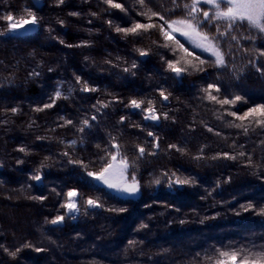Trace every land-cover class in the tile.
I'll return each mask as SVG.
<instances>
[{
    "label": "trees",
    "instance_id": "obj_1",
    "mask_svg": "<svg viewBox=\"0 0 264 264\" xmlns=\"http://www.w3.org/2000/svg\"><path fill=\"white\" fill-rule=\"evenodd\" d=\"M116 2L126 11L103 0L59 6L56 0H0V264H212L208 258L218 251L264 250V215L258 214L264 208V127L252 123L245 133L229 115L264 104V36L246 39L256 32L244 22L221 38L227 67L206 64L204 71L177 76L167 62L183 66L192 58L166 42L159 27L139 35L117 32L149 21L137 14L144 9L136 0ZM149 7L170 20L184 15L182 8L167 11L171 0H151ZM28 11L39 23L27 32H8L4 17L25 19ZM151 22L163 23L158 17ZM205 30L216 32L215 26ZM177 38L194 55L213 59ZM77 76L97 91H81ZM210 83L220 89L212 93L219 100L242 99L234 105L210 101L203 91ZM58 87L63 95L54 106L34 111L51 103ZM131 99L143 100V108L153 101L157 114L168 118L144 120L141 110L128 106ZM98 101L109 106L97 111ZM86 118L91 127L80 132ZM65 120L73 123L65 126ZM112 142L135 162L129 175L140 185L136 197L119 196L87 176L102 166L105 150L114 151ZM137 145L145 148L143 157ZM37 170L41 181L30 179ZM176 177L194 183L169 187ZM72 189L80 193L75 216L62 207ZM88 198H99L103 207L87 208ZM249 203L255 210L243 211ZM120 208L126 211L110 210ZM58 215L63 222L51 224Z\"/></svg>",
    "mask_w": 264,
    "mask_h": 264
},
{
    "label": "snow or ice",
    "instance_id": "obj_2",
    "mask_svg": "<svg viewBox=\"0 0 264 264\" xmlns=\"http://www.w3.org/2000/svg\"><path fill=\"white\" fill-rule=\"evenodd\" d=\"M64 0H56L57 6L62 4ZM105 4H107L111 8H117L121 11H126L124 6L121 3H117L116 0H103ZM136 2L140 5L144 11L138 12V15L144 16L149 23H139L136 22L132 27L121 28L116 27V31L119 33H123L125 36L127 35H139L141 31L147 32L149 29L159 27L160 33L163 36L166 42L175 43L179 50L185 53L187 57H191V60H185L183 66H178L181 62L177 61H168L167 66L168 69L174 72L177 76H180L181 73L188 72L189 70L196 71H204L206 64H211L216 68H225L227 67L226 56L228 55L226 52L222 50L221 47V38L228 36L235 28L238 26H242L244 22L247 23L248 27L255 30L256 35L245 37L246 39L255 41L257 38L264 36V0H190V2H186V0H171L172 8L168 9V12H174L177 9H183L184 15L177 19H167L164 15H161L160 12L154 11L152 7H149L151 0H136ZM201 5L209 6L207 9L201 7ZM161 7H163L161 5ZM69 15L78 16L80 15L77 12H72ZM91 15L95 16L96 13H91ZM153 17H158L160 21H163L162 24L157 25L152 23ZM4 19L8 22V31L15 32L21 28L26 26L37 25L39 21L37 17L31 12H27V19L21 18L18 21L14 20V17L9 14L4 17ZM59 23L63 24V21H59ZM111 26V21H108ZM166 26V27H165ZM209 29L212 26H215L216 32L214 34H210L208 30H205V27ZM223 28V30H221ZM179 34V36L183 37L188 45L193 50H199L201 53H207L208 56L212 57V60L202 59L200 55H194V51H189V48L185 47L184 44L180 43L178 39H176L175 34ZM3 33H0L2 35ZM233 41L237 40L236 36H231ZM61 43H64L61 41ZM71 47V45H69ZM80 46V45H77ZM164 46H168L166 43ZM141 56L147 55V53L143 49H137ZM176 50L173 49V53L175 54ZM260 56H264V51L259 53ZM195 61V63L193 62ZM135 63H133L132 67H135ZM260 68H257V71H260ZM51 71V69H50ZM124 71H129L128 68H125ZM38 75V74H37ZM76 82L81 84V91L88 92L97 91L96 88H90L87 81H81L79 76L76 77ZM206 93V99L210 101H214L216 103H220L221 105H234L237 101L242 99L241 96L237 95L232 99H224L219 100L216 95H213V91L219 92L220 89L215 86L214 83L208 84V87L203 90ZM62 92L58 87L54 93V96L51 98V103L44 104L43 107H37L34 111L40 112L44 109L51 108L54 106L57 99L62 97ZM160 96L163 99L167 100L168 96L165 95L164 91L160 92ZM67 98V97H64ZM99 107L94 105V108H97V111L100 108H107L109 105L107 103L98 101ZM145 102L143 100L131 99L129 101V107L133 109L141 110L144 120H150L156 122L160 119L161 115L164 119H167L166 113L157 114V111L154 107L153 101H147V107L143 108L142 105ZM13 113L17 111L16 108L11 109ZM229 115L236 117V119L241 121V124L232 125L237 128H243L245 133L248 132V125L255 123L258 126L264 127V104L256 105L255 107L249 108L242 116H237L235 112H230ZM61 119H64L61 117ZM92 120H95L96 117L92 116ZM125 120V117H121V122ZM248 121V124L244 122ZM73 122L71 120H65L64 125H71ZM83 127L79 128L80 132H84L86 128H90L89 120L86 118L82 122ZM139 127V125H136ZM211 131V129H209ZM149 136H153L152 132H148ZM39 139V137H38ZM112 141H115L116 138H111ZM76 142L72 141L69 147L73 146ZM99 147V145H97ZM153 147H159L158 144H153ZM170 148H175V145H169ZM111 150H105V156L100 157V161L102 162V166L95 171H87V176L91 177L93 180L99 182L101 185L106 186L108 189L113 190L116 193H123L127 196H136L140 190L139 182L135 174L129 175V169L134 167V161H130L128 156L124 154L121 150V146L118 143H111ZM137 150L139 153V157H143L145 154V148L137 145ZM182 151V149H177ZM20 152H26L24 148L19 149ZM152 154V153H150ZM63 155L68 156L69 153L65 152ZM225 158L235 159L236 157L229 156L227 153L223 154ZM239 155L243 156L244 153L241 152ZM199 159L200 157H196ZM216 157H213L215 159ZM17 163H22V161H17ZM69 163L79 164L81 167L87 169V165L83 163L81 160H73L69 158ZM43 166V165H42ZM175 176V173L172 174ZM30 179L35 181H41L42 176L39 170L30 177ZM154 183L159 184L160 180L156 179ZM194 183V180L191 178H180L176 177L175 180H169V187L172 184L178 185H187ZM80 193L76 190H69L66 193V202L62 205L66 209L68 214L78 213L80 208L78 207V197ZM32 199L42 200L44 197H32ZM87 208H100L103 207V204L99 200V198H88L85 201ZM241 209L243 211L255 210V206L251 203L248 205H242ZM111 211L116 212H124L126 209H110ZM240 213L237 212V215ZM260 215H264V208L259 209ZM64 216L58 215L51 221V224H59L63 222ZM183 223V221H181ZM141 227H146V225H141ZM132 242H130L131 244ZM0 247H3L0 245ZM23 247H31L30 244H24ZM20 248H17L13 252H9V255L15 257L16 254L20 251ZM37 251H41V249H36ZM5 251H8L5 248ZM212 264H264V250H261L256 253L246 252L243 249L239 250H231V251H218V255L215 258H208Z\"/></svg>",
    "mask_w": 264,
    "mask_h": 264
},
{
    "label": "rangeland",
    "instance_id": "obj_3",
    "mask_svg": "<svg viewBox=\"0 0 264 264\" xmlns=\"http://www.w3.org/2000/svg\"><path fill=\"white\" fill-rule=\"evenodd\" d=\"M35 3H37V4H39L40 2H41V0H33ZM25 19H27V18H25ZM18 21V20H17ZM36 25H33V26H26V27H24V28H21V29H19L18 31H15V32H10V33H23V32H27V31H30V30H32L34 27H35ZM9 32V31H8ZM175 37L177 38V37H180V38H182L183 40H184V38L183 37H181V36H179V34L177 33V34H175ZM178 39V38H177ZM93 180V179H92ZM93 181H95V180H93ZM95 182H97V181H95ZM97 183H99V182H97ZM100 184V183H99ZM104 186V185H103ZM106 187V186H105ZM107 188V187H106ZM72 190H74V189H72ZM109 190H111V189H109ZM112 192H114L113 190H111ZM114 193H116V192H114ZM116 194H118L119 196H127L126 194H123V193H116ZM138 194H139V192H138ZM138 194L136 195V196H138ZM136 196H132V197H136ZM128 197H130V196H128ZM72 214H75V213H72Z\"/></svg>",
    "mask_w": 264,
    "mask_h": 264
},
{
    "label": "bare ground",
    "instance_id": "obj_4",
    "mask_svg": "<svg viewBox=\"0 0 264 264\" xmlns=\"http://www.w3.org/2000/svg\"><path fill=\"white\" fill-rule=\"evenodd\" d=\"M95 182V181H94ZM97 183V182H96ZM97 184H99V183H97ZM99 185H101V184H99ZM103 186V185H102ZM103 187H105V186H103ZM106 188V187H105ZM108 189V188H107ZM111 191V190H110ZM112 192V191H111ZM114 193V192H113ZM116 194V193H115ZM118 195V194H117ZM76 214V213H75ZM75 214H70V215H72V216H75Z\"/></svg>",
    "mask_w": 264,
    "mask_h": 264
}]
</instances>
